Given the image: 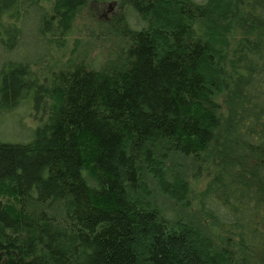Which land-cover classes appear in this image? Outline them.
<instances>
[{
  "label": "trees",
  "instance_id": "16d2710c",
  "mask_svg": "<svg viewBox=\"0 0 264 264\" xmlns=\"http://www.w3.org/2000/svg\"><path fill=\"white\" fill-rule=\"evenodd\" d=\"M90 1L0 0V114L39 117L0 128V264H264V0H124V56L56 87Z\"/></svg>",
  "mask_w": 264,
  "mask_h": 264
},
{
  "label": "rangeland",
  "instance_id": "374dc122",
  "mask_svg": "<svg viewBox=\"0 0 264 264\" xmlns=\"http://www.w3.org/2000/svg\"><path fill=\"white\" fill-rule=\"evenodd\" d=\"M126 4L124 0H91L79 11L72 31L67 36L66 46L54 51V59L49 63L53 65L56 74L51 77L56 87L62 86L60 74H67L79 67L91 68L92 65L103 68L120 61L126 48L123 36L127 32ZM36 115L37 112L28 103L23 104L13 112L0 114V128L6 133V138L24 140L28 135V126L39 123V117ZM22 125L27 127L23 128ZM203 185L200 181L196 183V187L202 188ZM159 203L163 207L174 209L167 198H160ZM182 211L187 218L193 219L202 227L218 247H228L233 252L234 239L233 242L227 239L226 234L213 223L206 221L195 208Z\"/></svg>",
  "mask_w": 264,
  "mask_h": 264
}]
</instances>
